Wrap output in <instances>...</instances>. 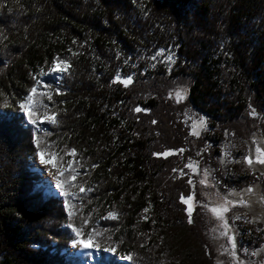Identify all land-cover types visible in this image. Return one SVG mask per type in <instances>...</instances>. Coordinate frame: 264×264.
Wrapping results in <instances>:
<instances>
[{
  "label": "trees",
  "instance_id": "16d2710c",
  "mask_svg": "<svg viewBox=\"0 0 264 264\" xmlns=\"http://www.w3.org/2000/svg\"><path fill=\"white\" fill-rule=\"evenodd\" d=\"M170 50L172 70L151 61ZM187 109L211 131L193 138ZM252 112L264 119V0H0V264H219L186 165L204 149L221 189L264 188L218 160ZM41 152L58 195L33 169ZM81 240L100 257L71 255Z\"/></svg>",
  "mask_w": 264,
  "mask_h": 264
},
{
  "label": "rangeland",
  "instance_id": "374dc122",
  "mask_svg": "<svg viewBox=\"0 0 264 264\" xmlns=\"http://www.w3.org/2000/svg\"><path fill=\"white\" fill-rule=\"evenodd\" d=\"M151 61L154 65L163 64L164 67L172 70L177 63V57L171 50L159 51ZM56 67L61 70L54 71L53 78L59 84L60 74H64L67 66L64 62H58ZM125 80L127 78L119 77V81ZM41 83H43V78H41ZM131 83L132 78L126 86ZM188 91V83L181 81L169 91L168 97L177 104H182L188 100ZM30 102L31 100L28 99L24 104V110ZM250 117L253 119L251 123L242 127V138L237 137L236 134H225L221 147L222 154L218 160L221 168L225 171L236 163H242L249 172L259 174L264 180V163L259 162L264 160V119L255 112H252ZM47 120L48 118H45L41 122ZM183 121L190 128V135L195 139L210 130L207 116L196 109H187ZM208 147H211L210 143H208ZM203 150L198 151V158L191 159L186 168L193 187L201 189L206 210L213 221L208 239L217 255V262L219 264H264V241L260 247H254V244L259 240H264V188L260 183H257L241 191L226 187L221 189L219 175L203 160ZM166 153L167 155L163 154L162 156L170 157L178 152L167 151ZM249 158H251V163H249ZM33 169L38 172L39 180L48 194L58 195L57 185L59 184L60 171L54 168L53 161L41 163L40 155L36 154L33 160ZM182 201L187 205L188 213L189 209L192 213L196 204L195 197L182 198ZM79 242L75 241L70 245L68 252L71 255L100 257V250L94 248L91 243H88L89 246L85 248ZM75 245L79 246L78 251H74ZM111 253L113 254V252H108V254Z\"/></svg>",
  "mask_w": 264,
  "mask_h": 264
},
{
  "label": "snow or ice",
  "instance_id": "6c2138e0",
  "mask_svg": "<svg viewBox=\"0 0 264 264\" xmlns=\"http://www.w3.org/2000/svg\"><path fill=\"white\" fill-rule=\"evenodd\" d=\"M169 60H171V57H169ZM60 70H61V69H60L59 67L54 68V71H60ZM117 80L119 81V77L117 78ZM123 82L125 83V85H127L128 83L131 82V77H128L127 80H125V81H123ZM32 91H33V93H35L36 89L34 88ZM177 95H179V94H177ZM21 107H23V105H21ZM135 111L139 112V111H141V109H140V108H136ZM51 119L54 120V119H55V116L51 117ZM30 122L33 123V124L36 123L35 120H30ZM73 151H74V150H73ZM257 151H259V149H257ZM39 155H40V157H41V163H51V162H52V161H47V160L44 159V153H43V152L39 153ZM164 155H167V153H165ZM251 162H252V161H251V158H249V163H251ZM259 162H260V163H264V160H261V161H259ZM70 167H71V165H70ZM78 174H79V173H78ZM73 179H75V177H73ZM57 187H61V185L58 184ZM81 191H83V189H81ZM242 203H243V202H242ZM213 211H215V209H213ZM225 211H227V209H225ZM190 214H191V209H189V215H190ZM237 218L239 219V217H237ZM189 222H190V223L192 222L191 219H189ZM69 226L72 227L71 225H69ZM73 230L76 231L75 228H74ZM77 234L79 235V233H77ZM79 243L83 244L85 248H87V247L89 246L88 243H86L84 240H81ZM129 259H131V257H129Z\"/></svg>",
  "mask_w": 264,
  "mask_h": 264
},
{
  "label": "bare ground",
  "instance_id": "6f19581e",
  "mask_svg": "<svg viewBox=\"0 0 264 264\" xmlns=\"http://www.w3.org/2000/svg\"><path fill=\"white\" fill-rule=\"evenodd\" d=\"M60 75H61V78H60V80H61L62 77H63V73H61ZM58 77H60V76H58ZM78 249H79V246L78 245H75L74 246V251H76V250L78 251Z\"/></svg>",
  "mask_w": 264,
  "mask_h": 264
}]
</instances>
